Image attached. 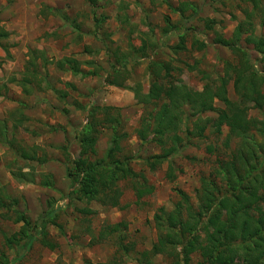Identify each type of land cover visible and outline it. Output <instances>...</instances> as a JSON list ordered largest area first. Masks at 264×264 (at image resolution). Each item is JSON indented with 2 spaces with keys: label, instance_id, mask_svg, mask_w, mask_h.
I'll use <instances>...</instances> for the list:
<instances>
[{
  "label": "rangeland",
  "instance_id": "rangeland-1",
  "mask_svg": "<svg viewBox=\"0 0 264 264\" xmlns=\"http://www.w3.org/2000/svg\"><path fill=\"white\" fill-rule=\"evenodd\" d=\"M95 1L0 0V125L4 123L9 139L22 143L25 156L30 157L17 158L8 142L0 141V198L4 199V190L17 200L8 208L30 217L28 231L35 236L28 244L14 212L8 219L4 215L7 209L0 208V250L7 253L11 264H103L115 256L124 264H147L141 253L151 249L158 238L154 216L159 208L171 211L187 196L199 209L197 191L203 177L216 179L221 190L227 191L217 159L225 161L243 146L224 124L219 135L209 127L206 140H193L170 162L152 164L160 147L144 142L139 130L152 129L143 120L154 106L141 104L133 92L137 84L144 93L149 91L152 61L179 67L172 72L174 82L195 90L203 89L201 71L212 80L223 77L225 62L234 58L233 49L214 43V39L216 33L232 37L236 18L243 17L248 7L242 0H203L197 4V15L187 13L186 17L169 7L170 0ZM167 17L171 26L165 30ZM209 25L212 28H207ZM257 28L258 35L264 34V27ZM202 42L207 47L199 50ZM242 45L254 59L259 57L252 45L244 41ZM66 57L80 61L81 71L88 75H74L65 63L59 66ZM34 59L38 72L37 67L27 70ZM117 69L122 72V87L106 82ZM27 71L32 80L24 89L21 80ZM210 77H205L206 81ZM47 83L66 91V97L61 98ZM229 91L234 98L232 86ZM104 106H108L109 119L100 108ZM215 106L220 109L224 104L216 101ZM117 111H122L116 123L122 146L117 158L129 161L136 173L143 175L139 181L147 180L154 192L138 201L132 184L120 180L112 189L121 191V206L110 207L75 192L67 165L74 167V162L84 157L80 132L90 119L97 123L99 133L97 153L89 159L109 162L106 151ZM251 114L263 116L258 109ZM205 116L216 118L217 113ZM187 126L192 128L187 124L184 129ZM182 135L186 137L184 130ZM209 143L220 151L209 152ZM14 172L23 173L21 182L12 176ZM42 174L54 177L53 187L43 184ZM32 178L36 180L32 182ZM87 209L93 213L86 214ZM203 219L216 218L209 214ZM15 234L17 242L6 245V237ZM199 234L204 244L207 233L200 230ZM172 260L158 255L151 258V264H174ZM192 260L201 263L200 253H194Z\"/></svg>",
  "mask_w": 264,
  "mask_h": 264
},
{
  "label": "trees",
  "instance_id": "trees-1",
  "mask_svg": "<svg viewBox=\"0 0 264 264\" xmlns=\"http://www.w3.org/2000/svg\"><path fill=\"white\" fill-rule=\"evenodd\" d=\"M89 1L96 3L95 0ZM179 1L176 9L169 3L168 5L182 16L189 10L197 15L198 9L194 3L189 0ZM242 1L248 6L245 9V18L238 24L232 37L227 38L216 33L214 39L216 44L233 49L234 58L225 62L223 77L216 81L202 72L206 83L202 90H195L186 84L174 82L172 72L180 70L179 67H173L169 62L152 61L148 67L149 91L144 93L140 84L133 89L141 104L154 106L143 120H147L152 129L139 130L144 142H152L160 147L161 153L152 157V164L170 162L173 155L181 152L184 146L192 145L193 140H206L208 138L206 131L209 127L219 135L221 127L225 124L234 137H239L243 141V146L234 149L227 160L217 159V170L223 175L222 179L227 191L221 190L219 185L222 184L216 179L203 177L200 189L197 191L199 209L192 205L187 196L171 211H165L163 207L159 208L154 216L158 238L151 249L141 253L147 264H151V258L158 255L171 257L174 264H194L192 255L196 252L202 257V262L197 264H264V34L256 33L258 26L264 27V4L263 0ZM169 20L170 18L167 17L165 30L171 26ZM207 28L212 27L209 25ZM243 41L254 46L259 58L252 57L249 50L242 46ZM206 46V43L202 42L199 50H204ZM60 63L70 65L67 68L74 75H88L81 71V62L74 58L66 57L60 60L59 64L57 61L59 66ZM29 66L37 67L38 72L36 59L29 61L27 70ZM120 76L122 72L118 69L114 70L113 77L109 75L106 82L122 87L124 85L119 81ZM205 77L211 79L206 81ZM28 80L32 79L27 71L21 80L24 89L27 88ZM230 83H233L235 100L228 95ZM47 85L55 93H59L61 98L66 97V91L55 89L50 83ZM72 86L75 88L74 85ZM216 101L222 102L224 107L217 109ZM100 108H104L106 112L103 113L101 110L104 118L109 119L108 106ZM253 109L261 110L263 116L261 118L253 116L251 114ZM209 112H216L217 117L205 116ZM121 115V111H117L114 115L117 117L114 119L111 139L106 151V159L109 162L104 160L96 163L89 159V155L97 153L99 133L97 123L90 119L92 122L89 121L80 132V153L84 157L74 162V167L67 165L74 191L100 202L103 206H121V191L112 189V186L120 180H127L132 184L138 201L154 192V187L148 185L147 180L139 181L143 175L136 173L129 161L117 158V154L122 150L121 135L116 124L120 122ZM187 124L192 128L187 126L184 129ZM0 126L3 127L4 123ZM2 127H0V141H7L17 158L29 159L30 157L24 154L22 143L20 144L16 139H9L7 129ZM183 130L186 137L182 135ZM212 144L209 143L208 151L219 152L218 147ZM22 174V172L18 174L14 172L12 176L21 182L24 176ZM35 180L32 178L31 181ZM42 181L46 187L54 186V177L50 174H42ZM1 194L4 199L0 198V208L7 209L4 213L5 217L12 218L10 212H14L16 222L23 224L22 234L28 238V244H31L35 236L28 231L32 226L30 217L19 209L10 210L8 206L14 207L17 200L4 190ZM84 212L93 213L89 209ZM55 213L56 210L51 212V214ZM209 214L216 219L211 221L203 219L204 215ZM48 220L50 219L47 218ZM202 225L204 228H201ZM200 230L207 233L204 244L200 241ZM18 234L6 237V245L11 246L16 243ZM128 251L127 248V254ZM10 261L7 253L0 250V264H11ZM103 264L124 263L121 257L115 256ZM138 264H144V261H139Z\"/></svg>",
  "mask_w": 264,
  "mask_h": 264
},
{
  "label": "crops",
  "instance_id": "crops-1",
  "mask_svg": "<svg viewBox=\"0 0 264 264\" xmlns=\"http://www.w3.org/2000/svg\"><path fill=\"white\" fill-rule=\"evenodd\" d=\"M189 1H191L192 3H194L196 6H197V4H200L203 0H189ZM170 3H171V5H173V7L176 9L178 6H179V3H180V1L179 0H170L169 1ZM165 3V2H164ZM175 4V5H174ZM188 15H196L193 11H191V10H189L188 12ZM187 13L185 14V16H187ZM178 15H180L179 13H178ZM245 18V16L243 15V17H241V18H236V20L235 21H238L237 22V24H236V27L238 26V24L243 20ZM236 27H235V29H236ZM258 29V28H257ZM256 33H257V30H256ZM258 34V33H257ZM215 43V42H214ZM220 45V44H219ZM248 45H251V44H248ZM243 46V45H242ZM253 46V45H252ZM207 47V46H206ZM205 47V48H206ZM222 47H226V46H223L222 45ZM244 47V46H243ZM227 48V47H226ZM253 49H254V46H253ZM255 50V49H254ZM257 52V51H256ZM251 54V53H250ZM259 58V57H258ZM192 71H194V68L193 69H191ZM201 72H204V71H201ZM204 85H205V82H204ZM204 85H203V87H204ZM230 86H232L233 87V83H230V85H229V88H230ZM229 88H228V95H229V97H230V91H229ZM149 89V88H148ZM233 89H234V87H233ZM231 99H235V97L234 98H232V97H230ZM121 113H122V111H121Z\"/></svg>",
  "mask_w": 264,
  "mask_h": 264
}]
</instances>
